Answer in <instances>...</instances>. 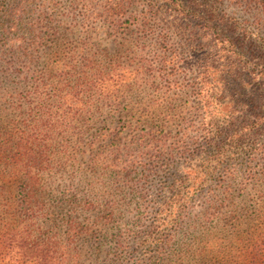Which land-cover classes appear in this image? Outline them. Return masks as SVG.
<instances>
[{
    "label": "rangeland",
    "instance_id": "rangeland-1",
    "mask_svg": "<svg viewBox=\"0 0 264 264\" xmlns=\"http://www.w3.org/2000/svg\"><path fill=\"white\" fill-rule=\"evenodd\" d=\"M106 1L22 0L20 36L28 53L34 51L36 62L26 63L30 70L23 77H6L0 68V131L19 134L32 126L26 119L29 110L13 109L42 107L38 84L49 83L46 105L59 107L60 85L45 73L47 69L59 64L60 72L70 66L79 70L91 62L89 74L102 75L93 90L100 95H92L88 85L65 105L95 114L84 115L79 123L70 116L63 133L59 113L54 111L56 117L51 118L47 153L54 168L44 175L51 195L46 201L86 198L94 204L81 219L89 223L94 238L71 246L67 264H251L250 245L261 240L259 221L252 213L264 184H254L247 171L264 175V150H257L264 148V120L242 146L226 137L224 118L207 120L224 132L217 138L226 149L219 166L206 164L210 150L209 155L200 153L207 146L200 128L203 107H232L236 117L248 114L249 125L255 119L249 110L257 108L256 115L264 116V88L254 89L258 106L253 107L245 102L253 98L244 87L264 77V0H189L203 12L208 6L219 30L239 40L244 58L234 59L238 76L231 71L232 62L225 60L231 56L230 47L222 49L204 38L198 19H184L163 0H134L128 10L134 18L111 25L105 20ZM138 14L148 16V26L136 24ZM206 68L207 83L201 74ZM74 81L72 77L62 87L64 94H76ZM77 126L92 130L80 144L84 153L66 166L65 159L78 143L73 129ZM207 165L215 169L214 178L204 190L191 189L188 168L199 179ZM218 205L223 209L210 216L208 208ZM58 216L56 211L53 218ZM8 219L0 207L1 234L6 233ZM234 221L240 224L236 232ZM156 234L162 241L158 246ZM5 242L3 252L8 254L11 249ZM117 242L123 247L120 251ZM13 250L0 264H22L21 237Z\"/></svg>",
    "mask_w": 264,
    "mask_h": 264
},
{
    "label": "trees",
    "instance_id": "trees-1",
    "mask_svg": "<svg viewBox=\"0 0 264 264\" xmlns=\"http://www.w3.org/2000/svg\"><path fill=\"white\" fill-rule=\"evenodd\" d=\"M163 1L169 3L167 5L168 9L182 16L184 19H189L190 21L192 19H198L197 23L202 28L204 38L209 39L215 45H220L221 48L230 47L231 56H225V60L228 63L232 62L231 71L236 76L240 75L237 71L238 68L235 69V66L237 67L235 60L238 61L244 58V55L238 51L239 40L233 39L229 35H224L219 30L208 6L207 9L211 14L208 11L203 12L200 10L199 5L196 6L194 2H189V0ZM133 4L134 0H107L106 7L108 11L105 13V20L111 25H117L125 18L127 19L128 16L133 19L134 17L132 15H128V10ZM192 4L194 6H191ZM21 6L22 0L18 1L17 5L14 3L10 5L9 0H0V62L7 64L0 65V68L6 77H11L14 74L18 77H23L25 70H30L29 67L27 68V64L36 62L34 51L28 53L29 49L22 44L24 39L20 36V32H22L20 23L24 11L21 10ZM135 20L136 24L145 27L148 26V22L150 21L148 16H141L139 14ZM15 42L20 44L15 45ZM7 58L10 59L7 60ZM16 65L17 67H14ZM93 66V63L87 62L79 70L77 66H70L68 69L60 72L61 65L59 64L58 67H53L50 71L47 69L45 73H50L48 75L50 79L56 78V85H60L56 89V91L59 90L60 92L59 107H49L50 105H46L48 99H45L47 94L44 90L49 87V83H40L36 86V90H38V100L42 101L40 103L42 107H14L15 109H13L14 111L21 112L25 111L24 108H28L29 114L26 119L31 121L32 126L22 131V133L20 131V134L19 131L16 132L4 128L0 131V133L3 132L0 135V139L3 140L0 141V207L4 208V212L9 217L8 226L5 229L6 233H0V261L3 255L4 257L9 255L15 248L17 239L21 237L23 249L25 250V252L23 250V254L21 253L23 257L20 262L22 264L24 262H31L32 264H67L70 258H72L71 246L82 238H94V233L89 223H85L86 220H81L83 219L82 216L84 213L93 209L94 204L86 198L79 200L73 198L64 202L60 200L57 204H51L46 201L47 197L51 195L47 193L48 187L44 184V175L51 173L54 168L53 161L47 153L49 148L47 141L52 134L51 118L56 117L54 111L59 113L61 133L67 130L64 121L70 116L74 117L79 123L84 115L89 113L95 114L89 110L85 111L80 107H65L67 98L76 97L81 94L83 91L82 87L89 85L91 94H98L97 91L93 90L100 85L101 74L97 77L93 73L89 74V71L93 70ZM206 70L208 69H204L205 72L203 71L201 73L204 77L203 82L205 83L209 81L206 79L208 73ZM43 74L44 72L40 70L38 74L39 79L44 77ZM72 77H75L74 83L78 91L75 95L73 91H67L64 94L65 91L62 87H66V84L70 82V78ZM252 83L244 85L246 87L245 89H247L245 90L247 96L253 98L250 100L245 98V102L250 106L256 107L258 105L255 104V99L252 94L254 89L264 88V77L260 79L254 78V84ZM1 87L2 84L0 89ZM203 108L205 115L200 130L202 134L206 135L205 141L207 146L200 153L209 155V150L213 153L212 157L207 158L209 161H206V164L214 162L218 166L221 165V157L224 150H226L225 147L221 146V140H217V138L223 136L224 132L217 131L219 127H215V124L207 120L214 121L224 118L223 122H227V124L222 128L225 129L226 137L230 139L231 143H236V145L240 146L244 145V141L249 139L248 136L252 135V133L253 135L257 134V131L262 126L261 120H264V116L256 115L257 108L251 111L249 110L251 115L255 114L254 123L251 125L245 120L248 114L243 113V115L236 117L237 112L233 111L232 107H221V109H212L211 107ZM92 109L90 108V110ZM73 129H76L74 135L78 143L71 148V156L65 159L64 165L66 166L72 165V161L79 154L84 153L82 148H80V144L83 142L84 136L92 130V127L77 126ZM3 136H5V139ZM257 150L263 151L264 148ZM249 158H253V155ZM214 172L215 169L207 165L199 174V179H197L195 177L196 172L192 171V168H188L187 178L191 189L197 188L204 190L208 181L214 178ZM247 172L251 180H255L254 184H264V175L259 177L256 174L257 172L254 173V169H248ZM206 192H209V190ZM257 200V207L254 208L252 214L254 220L259 221L257 224L260 225L261 232L258 236L261 240L259 243L256 241L250 245L253 248V254H250V260L251 264H264V255L262 254L264 253V190L259 191ZM218 207L219 205L214 208H208L211 211L209 215L214 216L217 210L223 209ZM56 211L59 212V216L53 218ZM180 216L176 220L174 219L176 225L179 223L176 221ZM231 225L235 232L240 226L237 221H234ZM5 241L9 242L7 245L11 249L8 254L3 252L4 247H7ZM154 242L156 246L162 242L158 234L155 235ZM117 244L116 249L120 251L123 247L121 243L117 242Z\"/></svg>",
    "mask_w": 264,
    "mask_h": 264
}]
</instances>
